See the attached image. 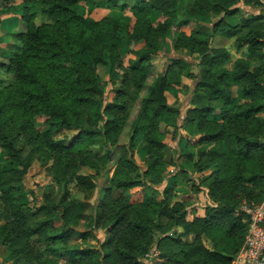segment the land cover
I'll return each instance as SVG.
<instances>
[{
	"label": "rangeland",
	"instance_id": "1",
	"mask_svg": "<svg viewBox=\"0 0 264 264\" xmlns=\"http://www.w3.org/2000/svg\"><path fill=\"white\" fill-rule=\"evenodd\" d=\"M22 1L24 0H0V10L9 9L12 4ZM134 1L119 0L118 4H127V8L124 9L119 6L94 7L91 2H80L76 5V9L83 17L94 21L103 18L122 20L125 23L127 34H132V37L125 36L114 42L115 55L120 58V62L115 61L111 64L115 55H110L106 49L103 54L108 64L95 66L98 79L103 83L101 93L97 97L101 102L100 110L103 116V120L98 122L99 128L102 127L109 114V112L103 111L107 105L116 104L120 108L111 110V114L129 115L130 120L141 114L139 112L140 97L144 96L146 91L145 89L139 90L133 85L130 70V62L135 57L133 53L140 49H144L152 55L151 73L143 77L144 84H150L158 77L164 76L162 91L166 105L177 114L175 125L164 126L162 122L158 123L159 130L163 132L165 144L164 148L158 152L152 151L146 144L147 128L137 133L132 146L128 142V127L119 137V144L127 147V155L133 160L145 181L142 186L130 188L127 201H125L127 202L126 210L131 209L129 218L137 223H141L143 220L140 233L133 235L135 242L141 244L137 249V259L140 264H202L201 251L192 257H183L182 252L185 250V246L177 243V240L186 244L199 240L204 248L231 256L232 260L229 264H235L236 252L233 249L237 244V239L227 240L223 231L217 227L205 231L193 219L203 216L206 207L216 205L212 199V192L220 193L223 198L233 200L234 214L237 215L241 213L240 209L243 204L255 202L254 198L258 197L259 190L261 198H264V186L260 185L259 190L254 191V198H250L249 201L244 199V195L253 187L247 183L246 185L244 183L232 185L228 182L211 189V183L207 181V178L212 172L223 168L222 160H218V163L202 171L197 170L194 164L197 162L199 154L214 144L210 139H201L202 134L198 130V124L201 121H213L225 127L234 128L242 135H249L252 129H258L259 138L263 139L264 111L256 114L261 123L252 121L230 126L225 116L226 109L246 100L243 92L240 91L241 88L233 80V74L236 71L243 72L245 70L256 73L255 67L259 66V63L251 60L245 47H235L234 37L212 35V25L219 16L206 7L200 14L193 12L189 16L191 20L189 23L175 26L170 23L163 10L151 9L144 12L134 10L131 8ZM260 1L262 6H256L253 0L248 3L239 0L232 6L233 14L224 18L225 23L242 26L244 18L264 16V0ZM191 3L192 0H172L167 8L187 9ZM24 20L22 9H18L14 13L0 15V62H7L10 53L16 49L18 45L16 34L25 29ZM262 22L263 20H256L250 23V27L258 28L264 35ZM242 29L244 30L246 27L243 26ZM195 32L211 35L206 48L190 49L189 46L193 42V33ZM222 50L227 52V58L220 64L209 67L208 70L214 72L224 69L226 71L223 81L230 94L229 103L226 104L210 98L206 91L202 93L197 87L202 80L201 71L207 70V66L205 68L202 65L204 63L203 53ZM75 56L89 60L85 51L78 50ZM176 61H180L181 64H176ZM178 70L180 73H177ZM258 71L254 78L257 82L264 78L263 72ZM0 82V122L12 140L19 159L26 165L23 171V164H7L5 156L0 150V169L2 171L0 178L3 177V180H0V226L11 222L10 211L3 200L2 186L8 185L11 187L10 192H18L19 202L30 210L26 232L21 234L16 247L18 251L12 254L5 245L0 243V264H100V261L94 263L89 258L65 262L45 250L46 243L43 242V239L48 235L55 234L54 232L61 228L76 227L80 231H88L85 239L76 241L80 249L99 250L101 254H104L101 244L108 239V234L107 229L99 227L101 221H98L97 217L102 211L100 205L103 197L107 194L105 190L113 185L111 177L121 149L118 147L115 150L110 144L105 143L102 137H98L95 139L96 145L88 146L86 149L92 153L91 155L82 158L70 156L74 164L72 167L73 176L60 183L55 182L51 169L56 157L46 150L37 136V132L47 129L48 115L39 112L30 114L18 105L12 74L1 66ZM262 87L264 88V83H262ZM121 88L125 92L118 94L117 90ZM201 93L203 97H200ZM52 94L56 100L55 103L52 102L54 107L62 106L63 102L70 103V97H65L66 94L63 90L55 88ZM208 106L212 107L210 114L203 115L198 111ZM140 119L143 122L145 118L141 116ZM83 124H92L88 116ZM77 132L78 130L75 129H61L54 138L69 141ZM114 150L116 153L113 154L111 161L100 159V156L114 152ZM95 154L97 155L95 156ZM155 156L158 160L156 167L161 172L159 183L150 182L156 177L146 174L148 163ZM93 162L98 168L91 166ZM2 164L4 165L2 166ZM107 164L109 166L105 167L104 165ZM251 167L253 166L247 167L246 171L244 169L245 175L249 173ZM255 168L257 169V167ZM76 176L91 178L94 186L91 189L86 188L85 185L78 182ZM64 194L67 200L65 204L70 207V216L66 221H63L62 218L58 220L51 215L53 210H56L54 205L60 204ZM112 194L114 195V193ZM161 200L165 201L167 211L163 206L159 208L147 204V202L158 203ZM62 208L63 206L57 207L58 210ZM47 211L50 213L49 216ZM91 214L96 220L90 221L87 218ZM38 216H43L42 220L38 222L43 221L47 226L45 225L41 231L32 233L37 226L34 218ZM50 219L54 222L50 223ZM168 238H170L169 241L163 242ZM175 259H178L179 262H176ZM208 264H215V261H210Z\"/></svg>",
	"mask_w": 264,
	"mask_h": 264
},
{
	"label": "trees",
	"instance_id": "2",
	"mask_svg": "<svg viewBox=\"0 0 264 264\" xmlns=\"http://www.w3.org/2000/svg\"><path fill=\"white\" fill-rule=\"evenodd\" d=\"M171 1L135 0L131 8L138 12L151 9L163 10L170 23L175 26L189 23L191 21L189 16L193 12L202 13L204 7L216 13L219 18L212 25V35L220 34L234 37L235 47H245L251 60L259 63V66L255 67L256 73L245 70L243 72L236 71L233 74V80L241 88L240 91L243 92L246 100L225 110L226 121L228 124L230 123V126L252 121L261 123L256 114L264 111V88L262 87L264 78L259 79V82L254 78L258 74V70L264 74V35L258 28L250 27V23L260 19L263 20L262 24H264V16L251 19L244 18L242 19V26L228 25L224 18L233 14L232 6L239 0H192L188 8L182 10L167 8ZM244 1L248 3L250 0ZM80 2H91L94 7L99 8L112 6L127 8V4H118L119 0H24L21 3H14L9 9L0 10V15L14 13L16 10L22 9L25 29L16 34L18 45L10 53L8 61H1L0 66L12 74L13 85L18 96V105L30 114L39 112L48 115L47 129L43 132H37V136L46 150L56 157L51 169L55 182L60 183L62 180L73 176L72 167L74 164L70 156L82 158L91 155L92 153L86 149L88 146L96 145V138L102 137L104 142L110 144L115 150L118 147L121 149L111 177L113 185L106 188L107 194L103 197L100 205L102 211L97 217V220L101 221L99 227L107 229L108 234V239L101 244L104 254H101L99 250L80 249L76 241L85 239L88 231H80L76 227L61 228V230L54 232L55 234L44 237L45 250L65 262L89 258L94 263L100 261V264H140L137 259V249L140 248L141 244L135 242L133 235L140 233L143 220L141 223H137L129 218L131 209L126 210L127 202L125 201H127L128 190L144 185L145 181L139 174L133 160L127 155V147L119 144V137L123 130L128 127V142L132 146L137 133L147 128L146 144L152 151L158 152L165 146L163 132L159 130L158 123L162 122L164 126L175 125L177 114L166 105L162 91L164 76L158 77L150 84H144L143 77L151 73L152 55L146 50L140 49L133 53L135 57L130 62V70L133 85L139 90L145 89L146 91L144 96L140 97L139 112L141 114L131 120L129 115H112L111 110L120 107L116 104H110L103 109L109 114L102 127L99 128L98 122L103 120V116L100 110L101 102L97 97L101 93L103 83L98 79L95 66L98 64L106 66L108 61L103 54L104 51L107 49L110 55H115L114 42L123 39L125 36L132 37V34H127L125 23L122 20L103 18L94 21L83 17L76 9V5ZM253 3L256 6L263 5L260 0H253ZM243 26L246 29L243 30ZM210 38L211 35L209 34L195 32L193 33V42L189 47L190 49H204L207 47ZM78 50L85 51L89 60L76 57L75 54ZM227 55L225 50L203 53L204 63L202 65L205 68L207 66V70L201 71L202 80L197 85L202 93L206 91L210 98L223 104L229 103L230 100V94L223 81L226 71L221 69L211 72L208 69L220 64L227 58ZM115 61L120 62L117 55L113 56L111 64ZM176 64H181V62L176 61ZM177 73H180V70ZM55 88L63 90L66 94L65 97H70V103L63 102L62 106L54 107L53 103L56 100L53 98L52 91ZM124 92L123 88L117 90L118 94ZM202 93L200 97H203ZM137 97L139 98V96ZM211 109L212 107L208 106L198 111L203 115H208ZM87 116L92 122L90 125L83 124ZM141 116L145 118L143 122H141ZM61 129H75L78 132L69 141L57 140L54 136ZM198 130L202 134L201 139H210L214 144L199 154L198 160L194 164L197 170L202 171L218 163V160H222L223 168L212 172L207 178V181L211 183V189L228 182L232 185L235 183L246 185L247 183L252 185L253 189L246 192L244 199L249 201L250 198H254V191L259 190L260 185L264 186L262 174L264 170V128H262L263 139L259 138L258 129H252L249 135H242L234 128L225 127L213 121L199 122ZM0 150L5 156L7 164H23L1 122ZM115 150L100 156V159L111 161L113 154L116 153ZM157 164L156 156L148 163L146 174L156 177L150 181L152 183L161 181V172L157 169ZM23 165L24 171L26 165ZM91 166L98 168L95 162ZM104 166L108 167L109 164ZM249 166L253 167L245 175L246 168ZM2 178H0L1 181ZM76 178L88 189L94 186L91 178L87 176H76ZM9 189L11 187L8 185L2 186L3 200L11 215V225L8 223L0 226V243L5 245L10 253L15 254L18 251L16 247L20 236L26 232L30 210L19 202L18 192H10ZM111 195H113L112 198H110ZM212 195L216 205L206 207L204 215L195 217L193 220L198 222L200 228L205 231L217 227L223 231L227 240L237 239V244L234 245L233 249L236 252L243 243L247 222L242 213L234 214L233 200L223 198L220 193L212 192ZM63 197L60 204L54 205L57 211L53 210L51 215L58 220L62 218L63 221H66L70 216V207L65 204L67 201L65 194ZM261 199L259 190L258 197L254 198V201L257 202ZM147 204L159 208L163 206L165 210L167 208L164 200L158 203L147 202ZM59 206H63V208L58 210L57 207ZM46 213L48 216L50 215L48 211ZM42 217L34 218L37 226L32 233L44 229L46 223L38 222L42 220ZM140 217L143 218V216ZM87 218L90 221L96 220L93 214ZM49 222L53 223L54 220L50 219ZM65 223L67 224V222ZM22 226L23 228H21ZM15 228L17 229L14 230ZM169 239H164L163 242H167ZM177 243L185 246V250L182 252L183 257H192L201 251L202 264H208L210 261H215V264L218 262L229 264L232 260L231 256L204 248L199 240L189 244L177 240ZM100 255L102 256L99 257ZM175 261L179 262L178 259Z\"/></svg>",
	"mask_w": 264,
	"mask_h": 264
},
{
	"label": "built area",
	"instance_id": "3",
	"mask_svg": "<svg viewBox=\"0 0 264 264\" xmlns=\"http://www.w3.org/2000/svg\"><path fill=\"white\" fill-rule=\"evenodd\" d=\"M240 211L247 222V229L234 263L264 264V198L260 202L243 204Z\"/></svg>",
	"mask_w": 264,
	"mask_h": 264
}]
</instances>
